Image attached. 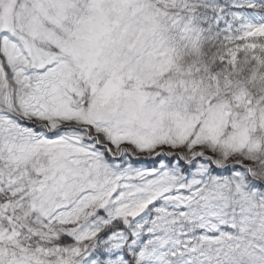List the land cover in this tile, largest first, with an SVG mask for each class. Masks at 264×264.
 I'll list each match as a JSON object with an SVG mask.
<instances>
[{
	"label": "rangeland",
	"instance_id": "1",
	"mask_svg": "<svg viewBox=\"0 0 264 264\" xmlns=\"http://www.w3.org/2000/svg\"><path fill=\"white\" fill-rule=\"evenodd\" d=\"M200 1L215 32L209 62L237 82L217 100L145 90L193 35L194 0H0V190L16 196L0 209L8 223L26 205L37 226H67L81 241L98 222L128 223L142 209L130 223L154 233L146 263L264 264V197L199 160L261 166L264 184V115L247 97L252 84L264 94V0ZM125 154L149 164L119 161ZM181 162L194 163L190 173ZM14 238L0 228V240ZM79 251L45 261L5 248L0 264H71Z\"/></svg>",
	"mask_w": 264,
	"mask_h": 264
},
{
	"label": "trees",
	"instance_id": "2",
	"mask_svg": "<svg viewBox=\"0 0 264 264\" xmlns=\"http://www.w3.org/2000/svg\"><path fill=\"white\" fill-rule=\"evenodd\" d=\"M194 3L196 9H193L192 14L195 15L193 16V20H196L197 24L192 31L193 35L185 39V42L181 46L178 62L162 74L151 86L146 85L145 90L155 93L158 92L165 98L169 97L170 92H174L176 94L175 101L181 100L180 96L190 98L196 93L211 92L214 99L217 100L220 95H224L225 91L230 90V88H233L237 84L236 79L233 77L225 81L220 78L218 67L209 62V51L215 43V32L214 29L209 30L208 28L210 26L208 10L203 3L200 0H194ZM156 9L165 12L164 7L159 4ZM167 10L173 12L169 8ZM248 89L247 97L251 105L256 109L257 114L264 115V97H262L264 94L262 90L255 84L250 85ZM40 128L42 130L43 127L35 129L38 130ZM64 129L77 132L81 135L82 140H93L84 137V131L73 124L68 125ZM54 135V133L49 134L51 137H54ZM262 136L264 137V131L262 132ZM126 156L127 154L121 157L119 161L128 163L133 167H141L142 164H149V161H146L144 158L127 159ZM104 157L108 162L114 160L106 152H104ZM199 160L206 164L209 173L220 175L226 171L227 174L238 175L239 182L236 185L247 186L252 190H256L264 197V184L257 178L262 174L263 168L261 166L245 168L232 165L222 169L208 159L200 158ZM258 160L263 161L264 155L260 154ZM193 164L182 165L181 162V172L186 174L190 173ZM15 198V195L7 193L5 190H0V209L5 207L9 208V205L14 203ZM158 202L160 200L153 203L154 205L157 204L156 206L158 208H161L165 203V201L161 202V204H158ZM27 209L26 205L14 208L15 221L10 223L6 220L9 211L2 212L0 210L2 212V214L0 212V228L7 229L8 231L13 230L16 233V238L13 239L14 242L0 240L1 250L7 248L8 252L13 251L12 253L14 255L8 253L9 258L10 255L14 257L24 251L28 254H37L40 257H45V261H51V252L54 258L60 256L61 258H66L68 256L71 257V248H77V251L79 248L80 251L77 256L74 254L71 264H149L143 259L142 248L148 237H150L149 235H154V233L149 232L150 225L142 227L138 224L135 226L132 222L130 223L131 219L128 222L129 224L121 218L109 219L105 223L99 224L98 222L97 227L90 232L88 237L80 241L66 234V231L63 229L67 226L55 228L54 233L45 231L42 226L39 227L31 221ZM98 213L99 217H107V212L104 210H99ZM33 224H36L34 227L37 229L36 232H34V228H31ZM119 234L124 235V239L121 242L113 239L115 235ZM82 241H85L84 244ZM79 243H82L83 246H78ZM57 248L66 249L67 253H61L59 256ZM20 249H23V251H20ZM40 249H46V254L38 251ZM52 262L55 263V260Z\"/></svg>",
	"mask_w": 264,
	"mask_h": 264
},
{
	"label": "water",
	"instance_id": "3",
	"mask_svg": "<svg viewBox=\"0 0 264 264\" xmlns=\"http://www.w3.org/2000/svg\"><path fill=\"white\" fill-rule=\"evenodd\" d=\"M158 158H159V157L156 156L153 160L158 159ZM142 212H143L142 209L139 210V211H137V212H135L134 214L131 215V218H136V217H138Z\"/></svg>",
	"mask_w": 264,
	"mask_h": 264
}]
</instances>
